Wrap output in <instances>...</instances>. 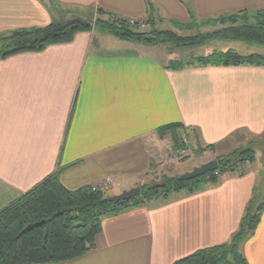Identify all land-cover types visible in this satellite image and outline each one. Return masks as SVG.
Wrapping results in <instances>:
<instances>
[{
	"label": "crops",
	"instance_id": "crops-1",
	"mask_svg": "<svg viewBox=\"0 0 264 264\" xmlns=\"http://www.w3.org/2000/svg\"><path fill=\"white\" fill-rule=\"evenodd\" d=\"M57 1L124 19L147 15L145 0ZM150 1L158 23L172 30L169 21L186 24L192 16L202 21L264 9V0ZM51 20L40 0H0V37ZM211 44L215 48L198 54L95 32L43 53L0 60V213L59 169L69 190L113 179L109 196L156 183L169 175L164 156L177 147L169 134L159 133L168 125H180V139L188 136L195 148L217 145L235 132L246 145L253 138L264 143V67L171 69L216 51L264 56L247 43ZM255 152L243 177L228 174L197 193H172L105 219L95 250L61 264H174L200 249L230 243L254 190L264 200V163ZM240 253L248 264H264V212Z\"/></svg>",
	"mask_w": 264,
	"mask_h": 264
},
{
	"label": "trees",
	"instance_id": "trees-1",
	"mask_svg": "<svg viewBox=\"0 0 264 264\" xmlns=\"http://www.w3.org/2000/svg\"><path fill=\"white\" fill-rule=\"evenodd\" d=\"M40 1L48 9L51 23L42 28L15 30L0 37V60L25 53H43L50 47L72 44L78 34L95 32L149 47L165 46L173 51L201 47L216 40L264 46V9L239 11L202 21L192 16L186 24L169 21L177 31L170 28L161 30L157 24V9L150 0H145L147 29L141 31L138 30L139 22H131L100 8L73 13L57 0ZM211 28L215 30L201 33L202 29ZM192 66L264 67V56H242L233 50L216 51L206 57L176 62L171 69L182 71ZM172 129H175L174 132H171ZM180 130V125L173 124L162 127L159 133L163 136L169 134L177 149L179 141L183 140L180 139ZM239 133L235 132L217 145L197 150L216 151L224 142L222 148L227 151L231 139L238 138ZM262 144L252 140L245 146L232 147L227 154H220L216 158L219 163L217 171L190 181H179L182 175L172 178L164 176L160 184L140 186L139 197L123 202H110L108 199L115 196H109L103 185L67 189L61 182L63 169H59L0 213V264H61L81 259L95 250V240L103 232L105 219L155 200H166L172 193H197L207 185H218L228 174L243 177L246 172L243 168L255 163V148ZM257 194L254 190L239 229L230 243L200 249L174 264H248L240 253V246L254 235L264 212V200H258ZM37 224L40 225L26 231L29 226Z\"/></svg>",
	"mask_w": 264,
	"mask_h": 264
},
{
	"label": "rangeland",
	"instance_id": "rangeland-1",
	"mask_svg": "<svg viewBox=\"0 0 264 264\" xmlns=\"http://www.w3.org/2000/svg\"><path fill=\"white\" fill-rule=\"evenodd\" d=\"M65 8H66V10H68V12L71 11L73 13L83 11V9H76L74 7H65ZM130 21L131 22L135 21L136 23L139 22L140 24H138L139 25L138 30L146 31L147 25H146L145 22H147V19H139L138 21H136V19H130ZM157 24L160 25L159 28H161V30H166L165 28H169V24L168 23L160 22V23H157ZM217 29H219V27H217ZM187 35H194V33H189ZM212 42H220V41L216 40V41H212ZM212 42L206 43L205 46H204V49H196V48L192 47V48H188L186 50H188L189 52L192 51V53L202 54V53H204L205 50L207 51V50H212L210 48H215V46H213L211 44ZM224 43H227V42H224ZM234 45H236V44H234ZM164 47L165 46H160V49H165ZM254 47H258L257 49H260L263 52V54H264V46L253 45V48ZM218 48L220 49V47H218ZM219 49H216V50H219ZM258 52H260V51H258ZM174 130L175 129H172L171 132H174ZM184 139L186 140V142L184 140H181L179 142L180 146L177 149L174 148V152L173 153L169 152V156L168 157H167V155L164 156L168 160L167 163L169 165V169L166 172V174L167 175L169 174V175L166 176V177H170V178H172V177H180L182 174H187V172H189V173L192 172L195 168H197V166L200 167V166H202L204 164H207L208 162L217 160L216 158L220 154H227L228 151L232 150V147H239V146H242V145H244V146L246 145V144L243 143V139L244 138L242 137V134H239L238 138H234L233 137L231 139V141H230L231 146H229L230 149H228L227 151H224L223 148H222V146H224L223 144H225L223 142V143H221V145H219L217 147L216 151H215V149L214 150L208 149V150H203L204 152H198V150H197L198 147L195 148L194 146L190 145L189 141H188V139L186 137H184ZM246 139H247L246 141H248V140H251L252 138L248 136V137H246ZM254 140L258 141V139H254L253 138V141ZM253 147L255 148V146H253ZM256 148L259 151V156L258 157L260 158V163H262V162L264 163V157H263V154H262V153H264V144H262V145H260L259 147H256ZM171 149L172 148H170V151H171ZM250 166H252V165L247 164V166L244 167L243 170L245 171V169H247ZM183 172H185V173H183ZM163 177H161L160 180H157L156 183L160 184L162 182ZM153 183H155V182H151V184H153ZM101 185H103L102 187H104L107 190V189H109L110 187H112L114 185V180L113 179H109L108 181H105L104 184H101ZM106 193L108 195L111 194L109 190H107ZM243 245H244V242L240 246L241 250L243 248Z\"/></svg>",
	"mask_w": 264,
	"mask_h": 264
},
{
	"label": "water",
	"instance_id": "water-1",
	"mask_svg": "<svg viewBox=\"0 0 264 264\" xmlns=\"http://www.w3.org/2000/svg\"><path fill=\"white\" fill-rule=\"evenodd\" d=\"M218 168H219V163H218V161L214 160V161L208 162L207 164H204V165H202L200 167L195 168L190 173L182 175L179 178V181L194 180V179H197V178L202 177L204 175H207L208 173L215 172V171L218 170ZM140 194H141V189L139 187H137V188L131 189L129 191H125V192H123L122 194H120L118 196L109 198L108 200L110 202L130 201V200H132L134 198L139 197ZM39 225L40 224L29 226L26 229V231L31 230L32 228H35V227H37Z\"/></svg>",
	"mask_w": 264,
	"mask_h": 264
},
{
	"label": "built area",
	"instance_id": "built-area-1",
	"mask_svg": "<svg viewBox=\"0 0 264 264\" xmlns=\"http://www.w3.org/2000/svg\"><path fill=\"white\" fill-rule=\"evenodd\" d=\"M185 141V140H184ZM186 142V141H185Z\"/></svg>",
	"mask_w": 264,
	"mask_h": 264
}]
</instances>
